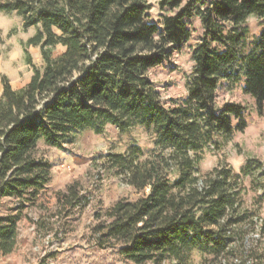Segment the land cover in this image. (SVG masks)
Here are the masks:
<instances>
[{
    "label": "trees",
    "instance_id": "1",
    "mask_svg": "<svg viewBox=\"0 0 264 264\" xmlns=\"http://www.w3.org/2000/svg\"><path fill=\"white\" fill-rule=\"evenodd\" d=\"M150 10L148 0H0L1 13L22 18L23 32L36 30L24 43L30 82L15 90L1 77L2 255L13 253L20 215L51 182L39 144L62 149L82 131L103 134L111 125L143 128L153 148L145 157L137 145L109 155L112 174L141 195L96 215L104 219L94 229L97 250H115L131 264H189L194 251L203 264H264L263 221L261 238L250 242L259 220L239 178L229 167L200 171L206 150L248 125L246 108L220 93L243 84L264 111V25L254 41L246 25L252 16L264 21V0H160L159 24L147 22ZM195 19L203 33L192 49L187 97L169 104L150 72L189 43ZM29 47L39 49L41 67ZM58 47L64 52L56 56ZM3 203L12 207L1 214Z\"/></svg>",
    "mask_w": 264,
    "mask_h": 264
},
{
    "label": "rangeland",
    "instance_id": "2",
    "mask_svg": "<svg viewBox=\"0 0 264 264\" xmlns=\"http://www.w3.org/2000/svg\"><path fill=\"white\" fill-rule=\"evenodd\" d=\"M211 1V0H206ZM160 0H148L151 10L147 22L159 24L163 15ZM168 13H164L166 16ZM22 18L16 13L0 12V97L1 77H8L11 86L19 90L32 77V67L27 64L24 43L36 33L22 30ZM246 25L251 40L258 38L264 21L258 16L250 17ZM192 39L162 67L150 72L163 100L169 104L187 97V85L194 67L192 49L199 42L203 30L199 20L191 22ZM33 64L42 66L38 48L29 47ZM64 52L58 47L55 55ZM220 100L240 103L246 108L247 128L230 138H221L218 147H211L203 154L201 173L207 174L216 167H229L239 178L243 189L245 206L256 219L257 229L250 234V242L260 239V223L264 225V111L261 113L256 100L246 94L243 84L229 92L219 94ZM137 145L147 156L152 138L140 127L121 132L108 125L103 134L90 130L78 133L76 141L62 149L52 148L44 142L39 152L52 165V179L37 204L25 209L19 219V234L13 253L4 256L0 252V264H131L123 260L115 250L95 248V227L104 221L97 214L104 213L122 199L136 200L140 193L128 185L123 176H114L110 170L109 155L127 154ZM250 167L251 174L242 169ZM75 184L78 199L73 198L69 186ZM70 193V194H69ZM12 207L2 205L1 214ZM264 241V236L262 237ZM205 256L198 251L191 254L189 264H203ZM164 264H176L168 260Z\"/></svg>",
    "mask_w": 264,
    "mask_h": 264
},
{
    "label": "crops",
    "instance_id": "3",
    "mask_svg": "<svg viewBox=\"0 0 264 264\" xmlns=\"http://www.w3.org/2000/svg\"><path fill=\"white\" fill-rule=\"evenodd\" d=\"M30 30H31V29H30ZM30 37H32V35H31ZM30 37H28V39H29ZM30 79H31V78H30ZM29 82H30V80L28 81V83H29ZM28 83H27V84H28ZM27 84H26V85H27ZM26 85H25V86H26ZM13 89H14V88H13Z\"/></svg>",
    "mask_w": 264,
    "mask_h": 264
}]
</instances>
